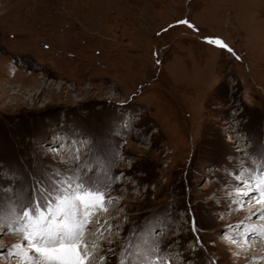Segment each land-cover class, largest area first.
I'll use <instances>...</instances> for the list:
<instances>
[{
	"label": "rangeland",
	"instance_id": "rangeland-1",
	"mask_svg": "<svg viewBox=\"0 0 264 264\" xmlns=\"http://www.w3.org/2000/svg\"><path fill=\"white\" fill-rule=\"evenodd\" d=\"M242 174L264 185V0H0V264H264L229 244L259 219Z\"/></svg>",
	"mask_w": 264,
	"mask_h": 264
},
{
	"label": "bare ground",
	"instance_id": "bare-ground-1",
	"mask_svg": "<svg viewBox=\"0 0 264 264\" xmlns=\"http://www.w3.org/2000/svg\"><path fill=\"white\" fill-rule=\"evenodd\" d=\"M245 188H248V192L247 193H249V192H251V190L252 189H250L251 187H244V189ZM239 194H245V191H244V193H239ZM251 195H252V193H251ZM250 196V195H249ZM248 196V197H249ZM251 197H253L254 198V195H252ZM250 197V198H251ZM93 200H94V203H96V206H97V204H98V202L99 201H101V200H99V199H95V198H93ZM247 201H251V202H253V201H256V200H247ZM258 202V201H257ZM78 204V205H77ZM249 204V203H248ZM88 205V204H87ZM253 205V204H252ZM256 205H258V204H256ZM77 206V207H76ZM249 207H251V205H249ZM253 207V206H252ZM252 207L249 209V211L252 209ZM259 207L260 206H258V207H253V208H257V209H259ZM73 209L78 213V216H80V215H82V218H81V222H78V223H76L77 222V220H76V222H72L71 223V227H72V229L74 230V233H72L71 235H72V237L77 241V244H78V242H79V244H82L84 241L85 242H87V241H90L91 239H89V238H91V232H89V230H83L82 232L79 230L80 228H81V226H83L84 227V225H87L86 223L89 221V218H91L92 216V213H90L89 214V212H88V210L86 209V203L84 202V201H80V202H78V203H76L75 205H74V207H73ZM94 210V209H93ZM251 211H253L252 213V215H260V213H258V212H256L255 210H251ZM73 212V211H72ZM260 212V211H259ZM86 213H87V215H86ZM94 214L95 215H93L94 217H96L95 219H97V216H100V217H102V215H104V216H106L107 215V213L105 214V213H98V211L95 213L94 212ZM108 216H109V214H108ZM247 217H249V215L247 216ZM105 218V217H104ZM250 218H252V217H250ZM71 219H69V221H70ZM72 220H75V219H73L72 218ZM103 220V219H102ZM256 220H258L257 222H256ZM254 222H252V224L253 225H249V222L248 221H245V222H243V226H245V228H246V230H248V233L249 232H251V237H249L247 240L245 239L244 240V243H241V245L239 246L238 244H235V243H233L232 241L231 242H229V244H232V245H235V246H238L239 248H241L240 250L242 251V252H244V253H246V254H250V252L248 251V250H254L255 249V247H259L260 246V248L261 247H263L262 245L264 244V232L263 233H261V231H263L264 230V228H263V225H264V222H263V220H264V218L262 219V221H261V219L259 218V219H256ZM68 222V221H67ZM248 223V224H247ZM243 230H244V228H243ZM87 231V232H86ZM44 232V231H43ZM46 232V231H45ZM44 232V233H45ZM39 233V232H38ZM62 233V232H61ZM66 235V234H65ZM253 235H254V237H253ZM49 236V235H48ZM87 236V237H86ZM229 236H232V237H234V234L233 233H230V235ZM39 239L41 238L40 237V235L39 236H37ZM50 237H52L53 238V236L52 235H50ZM65 237V236H64ZM68 237V236H67ZM72 237H70V238H72ZM80 237H81V239H80ZM36 239V238H35ZM65 239H67V241H70V239H69V237L68 238H65ZM69 239V240H68ZM252 240L253 239V242L251 243V242H249L248 240ZM83 240V241H82ZM67 241H65V242H67ZM72 241H73V239H72ZM76 241L73 243L74 245H75V243H76ZM82 241V242H81ZM63 244V243H62ZM76 244V246L78 247V245ZM66 245V244H65ZM249 245H252V246H249ZM259 245V246H258ZM249 246V247H248ZM28 248H26L25 250H28V251H32L31 249V247H29V246H27ZM64 247V246H63ZM72 247V248H71ZM76 247V248H77ZM248 247V248H247ZM78 249V248H77ZM77 249H73V246H70V244H69V246H65L62 250H60L59 252L57 251V253L56 254H58V253H63L62 254V256H61V258H58L57 260H58V262H57V264H69V262H74L76 259H77V257H76V250ZM247 249V250H246ZM260 250H262V249H260ZM85 251L87 252V254L89 253V251L90 250H87V248H85ZM253 252H255V250L253 251ZM31 254V253H30Z\"/></svg>",
	"mask_w": 264,
	"mask_h": 264
}]
</instances>
